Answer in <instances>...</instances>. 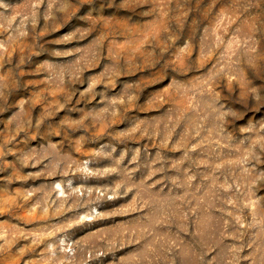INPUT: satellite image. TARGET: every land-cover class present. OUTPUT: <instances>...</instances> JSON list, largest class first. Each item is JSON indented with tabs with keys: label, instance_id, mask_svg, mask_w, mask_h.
Wrapping results in <instances>:
<instances>
[{
	"label": "rangeland",
	"instance_id": "obj_1",
	"mask_svg": "<svg viewBox=\"0 0 264 264\" xmlns=\"http://www.w3.org/2000/svg\"><path fill=\"white\" fill-rule=\"evenodd\" d=\"M6 2L0 42L22 23L29 34L0 60V91L18 77L0 111V264L257 262L264 102L242 93L264 95V60L246 52L264 0ZM44 60L77 74L74 93L45 85ZM234 70L239 78L225 75ZM213 93L235 113L222 124ZM106 103L115 116L105 118ZM93 105L100 119L86 128ZM50 144L77 165L90 160L93 174L39 159ZM103 144L116 151L94 156Z\"/></svg>",
	"mask_w": 264,
	"mask_h": 264
},
{
	"label": "clouds",
	"instance_id": "obj_2",
	"mask_svg": "<svg viewBox=\"0 0 264 264\" xmlns=\"http://www.w3.org/2000/svg\"><path fill=\"white\" fill-rule=\"evenodd\" d=\"M7 8V2L6 0H0V9H6ZM62 10V9H61ZM260 16V21H259V27L257 28V35L255 38L250 37L249 39L251 40V44L249 47L246 49V52L249 54L251 59L253 60H264V47H260L258 50V45H261V42H264V10H262L259 13ZM47 18V17H46ZM30 23L35 24L36 23V18L35 14H32V18ZM7 30V29H6ZM29 33L24 30V25L23 23L20 25V28L18 30V35H12L10 34L9 39L3 42H0V60H3L4 63H9L6 59L8 55V50L12 46L13 43L16 41L20 40L21 37L27 36ZM53 55H60V53H53ZM22 62H26V58L22 59ZM239 61H234L233 63H238ZM3 65L0 64V67ZM17 71V68H9L10 73H14ZM38 71L45 73V78H44V83L47 86L53 87L58 90L62 89H68L71 93H74L76 90L72 88V85L76 83L77 80V74L74 72H69L66 69H61L59 68L54 62H50L48 60H44L41 62ZM225 75H230L234 76L236 78H239L240 73L238 70L226 72ZM17 79H12V80H7L6 78V83L3 85V91H0V111L4 110V103L7 101L8 98V91L7 89L9 87H16L17 86ZM215 83H213V87H215ZM252 95V98L255 99L257 102H264V95H258L257 90L255 88L248 89L247 92L242 93V98L247 96L248 94ZM106 94L102 95V99H104ZM127 99V97H125ZM218 99H221L217 93H213L210 96V104L212 107V111L214 113H217L215 119L220 121L221 124L223 123V118L226 116L230 115H235V113L232 111L231 107L225 109L224 111H221V109H224V104H219L217 107V101ZM224 100L231 99L230 96L223 97ZM63 107V105H61ZM96 108L95 105H93L82 117V120L79 122L83 124L84 120H90L91 123L86 125V128H90L92 124L98 123L100 117L96 114L94 109ZM69 111H72V109H69ZM116 107L113 104H108L101 109V112L105 116V118H111L116 115ZM13 121H10L12 123ZM17 127H19V123H17ZM57 134H60L61 132L64 133L65 139L68 140V133L65 129L63 128H57L56 130ZM214 131L215 135L217 138V141L224 139V137H221L220 133L223 131V128L220 126V124H216L214 126ZM86 139V137H82L80 142H83V140ZM73 141L68 140L69 147H71ZM102 152L97 151L94 153V156H99V155H111V152L116 151L115 147L110 145V144H103L101 145ZM111 149V151H109ZM49 156H55L56 157V164H59L63 162L67 167H75L77 171H83L86 175L93 174L88 171V165L90 164V160L83 161L80 165H77L74 160H72L70 155H65L63 157L59 156V149L57 145L55 144H50L48 146V149L44 150L40 156L39 159H45L46 157ZM31 159V157H28ZM56 164L52 165L53 171L50 172L49 174H55V167ZM114 170V169H113ZM264 177H257V179H262ZM71 183V181H69ZM237 211L242 212V209H238ZM79 223V220L73 219L67 227H71L72 224H77ZM240 221H237V224H239ZM252 227L251 224H249L243 231L237 226H234V231H233V236L234 239L237 241L243 240L245 232L247 231V228ZM256 243L255 240H252V242L248 244H240L237 248L232 249L234 252H239L240 248L242 247H249L252 248L253 245ZM257 249L259 251V259L257 262H254V264H264V245H257ZM253 255H256L254 252ZM243 259H249V257H243Z\"/></svg>",
	"mask_w": 264,
	"mask_h": 264
}]
</instances>
